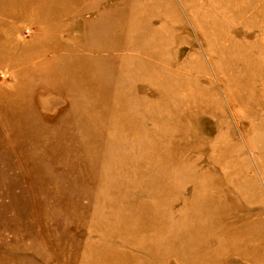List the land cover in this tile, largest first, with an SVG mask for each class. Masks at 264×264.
I'll use <instances>...</instances> for the list:
<instances>
[{
    "label": "rangeland",
    "instance_id": "obj_1",
    "mask_svg": "<svg viewBox=\"0 0 264 264\" xmlns=\"http://www.w3.org/2000/svg\"><path fill=\"white\" fill-rule=\"evenodd\" d=\"M0 264H264V0H0Z\"/></svg>",
    "mask_w": 264,
    "mask_h": 264
}]
</instances>
